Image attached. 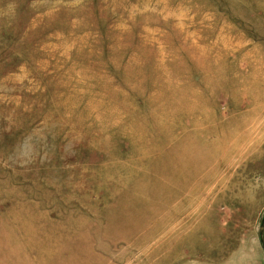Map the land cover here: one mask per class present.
<instances>
[{"label": "rangeland", "instance_id": "rangeland-1", "mask_svg": "<svg viewBox=\"0 0 264 264\" xmlns=\"http://www.w3.org/2000/svg\"><path fill=\"white\" fill-rule=\"evenodd\" d=\"M264 0H0V264H264Z\"/></svg>", "mask_w": 264, "mask_h": 264}, {"label": "water", "instance_id": "water-1", "mask_svg": "<svg viewBox=\"0 0 264 264\" xmlns=\"http://www.w3.org/2000/svg\"><path fill=\"white\" fill-rule=\"evenodd\" d=\"M263 229H264V223H262V232H261V234H263Z\"/></svg>", "mask_w": 264, "mask_h": 264}]
</instances>
